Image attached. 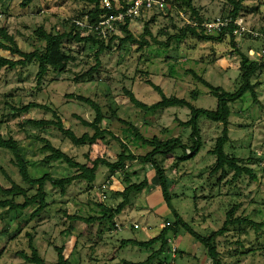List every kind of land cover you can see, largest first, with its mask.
I'll return each instance as SVG.
<instances>
[{"label":"rangeland","instance_id":"1","mask_svg":"<svg viewBox=\"0 0 264 264\" xmlns=\"http://www.w3.org/2000/svg\"><path fill=\"white\" fill-rule=\"evenodd\" d=\"M23 1L0 0V28L7 26L9 34L15 37L25 52L44 48V43L35 36L36 29L44 27L48 32H64L69 27H65L64 22L75 19L79 11L86 7V4L74 0H35L24 8ZM193 4L204 21L224 18L230 10L226 0H193ZM187 19L192 20L189 10L175 2L145 12L130 23L129 35L138 43L148 41L149 45L138 50L139 44L124 42L128 34L119 32V39L100 56L101 66L92 74L89 73L96 65L97 47L70 41L65 42L64 52L71 54L76 61L66 73L58 74L51 69L39 83L36 65L1 71L0 120L5 122L2 132L19 142L34 178L45 174L65 178L77 172L64 162H47L48 152L43 148L42 139H48L82 164L90 163L89 158L91 161L104 158L116 162L123 153L121 142L126 143L137 156H145L152 151L138 141L133 130L122 121L136 127L146 139L180 137L184 143L191 144V129L180 125L191 118L188 108L145 113L134 107L125 95V90H129L149 106L160 102L159 93L147 83L150 80L167 97L185 99L198 109L216 110V98L194 78L191 71L214 87L230 93L237 91L241 82V58L232 52L230 43H208L191 37L181 43L173 41L169 47L155 42L166 43L169 36L179 34ZM239 19L248 31L264 33V0H244ZM147 29L151 36L146 34ZM237 41L243 53L252 60L264 62L263 55L249 54L250 48L256 50L262 47L261 39L246 33L238 36ZM0 55L7 56L8 53L2 51ZM253 83L260 84L257 88L258 102L248 92L231 105L230 142L226 152L241 159L254 171L256 179L242 176L238 181L231 182L234 173L229 172L222 183L218 179L209 182L208 172L216 162L210 151L221 136L223 126L205 118L199 121L203 147L194 159L183 162L177 170L173 169L174 155L162 159L169 175L178 181L175 191L185 194L174 198L173 205L199 234L208 235L220 230L233 206L238 207L237 217L263 224L259 232L249 227L242 230L235 227L218 238V251L224 264H264V69L253 79ZM70 95L96 101L108 117L103 128L120 141L107 134L93 147L78 148L57 130H43L28 123V119L51 120L55 111L66 128H71L78 137L87 133L94 135L92 129L82 124V120L94 121V110ZM31 103L47 106L50 110L32 109L27 115L15 114L13 107L22 108ZM113 104L118 108L117 118H112L110 106ZM179 154L181 150L176 152V156ZM147 174V167L139 161L115 175L109 168L100 166L93 184L76 181L65 194L47 184L49 208L36 218L33 214L38 209L37 205L9 215L0 210V249L4 251L2 264H30L19 256V252L31 253L29 234L35 239L40 256L48 264L58 262L57 248H64L65 257L72 264L147 261L160 250L161 244L143 249L133 245L123 246V241H149L160 234L168 221L174 219L158 187L141 194L133 193L131 205L116 218V228L108 221L87 224L69 219L72 216L86 219L102 217L101 203L116 208L123 201L119 194L131 184L143 182ZM13 183L28 189L30 196L36 194L37 188L32 189L23 182L13 164V155L0 149V185L10 189ZM3 199L6 197L0 191V200ZM17 202L23 203L24 198H17ZM169 239L166 252L147 264H211L205 248L186 232L182 231L178 237L171 234ZM176 249L183 251L184 255L180 256Z\"/></svg>","mask_w":264,"mask_h":264},{"label":"trees","instance_id":"2","mask_svg":"<svg viewBox=\"0 0 264 264\" xmlns=\"http://www.w3.org/2000/svg\"><path fill=\"white\" fill-rule=\"evenodd\" d=\"M35 0H24L22 7H29ZM75 2H81L86 4V7L81 9L78 15L73 20H68L65 23L66 30L64 32H48L44 27H39L35 30V36L39 42L44 43L43 50H35L33 52L23 51L15 37L10 35L7 26L0 28V52L8 53L7 56L0 55V73L3 69H17L26 68L28 66L36 65L38 67V81L41 83L44 78L50 73L51 69L58 71V74L68 72L70 65L76 61L71 55L64 52V44L67 41L76 42L79 44H92L97 47L96 65L90 70L89 74L95 73L101 66L100 56L111 47L112 42L119 39L118 33L124 32L128 34L124 42H132L139 44V49L142 50L149 45L148 41L138 43L130 34V20L125 25L119 28L117 34H112L108 40H101L97 35L89 33L86 29H80L74 23L75 20H85L89 23H98L101 19L110 13L119 12L125 6L123 0H112L113 12L107 11L102 8L100 0H74ZM167 3L175 2L181 7H185L191 14L193 23L204 21L199 11L195 8L193 0H165ZM230 6L229 13L224 18H230L234 21L239 19L244 9V0H226ZM153 22V21H152ZM230 23L228 26L223 27L219 32L215 34H207L205 30L195 27L191 24H186L180 29V33L171 35L166 43H161L157 40L155 42L161 46L169 47L173 41L184 42L188 38H196L208 43H230L233 51L241 58L240 65V85L234 93L225 91L223 88L214 87L208 83L202 76L198 75L194 71H191L192 75L202 85L210 90V93L217 100L216 110H205L198 109L192 103L185 99H179L177 97H167L163 90L148 80L147 83L150 85L159 95L161 101L151 106L141 102L133 92L125 90V95L134 107L144 111L145 113L157 112L166 110L169 108H188L191 112V118L187 122H181L180 125L191 129L190 142L191 144L184 143L183 139L171 138L169 140H161L159 137L153 139L144 138L139 130L133 125L122 121L133 130L135 138L140 141L143 145L150 147L152 151L147 153L145 156L135 155L128 147L126 143L121 142L123 153L118 156L116 162H110L104 158H97L92 160L89 158L90 163L82 164L77 162L73 157L63 150L55 147L48 139H42L44 142V150L48 152L46 157L47 162H64L70 169H73L76 174L65 177L56 178L50 174H45L40 178H34L31 174L28 161L22 154L19 142L12 136H5L2 132V126L5 123L0 120V149L10 152L13 155V164L18 169L19 174L23 182L29 185L32 189H36V194L33 196L29 195L28 189L13 183L10 189H4L0 185V191L6 197V199L0 200V210L5 215H9L13 212L24 211L33 206H38V209L33 214V218H36L41 213L49 208V193L46 190L47 184H51L52 187L59 189L62 194H65L67 188L70 187L76 181H85L89 184H93L97 179V171L100 166H105L110 169L114 175L120 170L123 171L128 168L129 165L134 162H141L147 167V177L139 184H131L122 193L119 194L123 198L116 208H112L110 205H104L101 203L100 208L102 209L103 216L100 218H83L80 216L69 217L72 221H81L84 223H94L96 221H108L114 228L116 225V218L120 216L124 210L131 205V195L133 193L141 194L144 191L154 190L156 187L160 189V193L170 210L173 220L168 221L167 225L161 230L157 237L150 239L149 241H138L135 239H127L123 241V246H138L143 249H152L155 245L161 244L160 250L154 252L147 261L140 263H132L124 261L123 264H147L153 260L160 258L168 249L170 245V235L173 234L175 237L184 231L203 248L211 260V264H224L221 253L218 251V238L226 235L231 228H239L242 230L244 227H249L256 232H259L263 228V224L257 223L253 220L246 219L243 217H237L236 212L237 206H233L227 213L226 221L223 227L218 231H212L208 235H201L188 223L180 214V212L174 207L173 199L180 198L184 193L176 192V181L168 173L167 167L162 163V159L167 158L170 155L175 156V163L173 169L177 170L180 165L189 160L194 159L201 151L203 147L201 138V129L199 121L201 118H205L209 121L220 123L223 126L221 136L216 140L215 147L210 151L216 159L213 168L208 172L209 182L218 179L219 183H222L223 178L229 173L233 172V178L231 182L238 181L242 176H249L251 179H256L254 171L245 166L243 161L235 155H229L226 152V146L230 142V117L232 115L231 105L240 101L244 95L248 92L252 94V98L255 102H258L257 88L259 83H253V79L261 73L264 69V62L252 60L248 54L243 53L238 47L237 36L235 31L237 25ZM69 29V30H67ZM146 34L151 36V33L146 30ZM260 40V39H258ZM262 47L257 48V52H261L264 48L263 41ZM196 94L194 93V97ZM71 98L88 105L95 112V119L93 122L82 120V124L94 131V135L84 134L82 137H78L71 128H66L62 118L53 111L54 118L51 120H35L28 119V123L35 128L40 129H55L61 135L69 140L74 146L78 148L85 147L87 145L93 147L97 145L98 141L101 140L105 135L109 134L114 139L119 140L112 132L108 129L103 128L104 121L108 118L104 113L102 107L94 100L79 95H70ZM32 109H44L50 110L47 106L40 105L37 103H31L22 108H15L13 110L17 116L27 115ZM112 118H117L118 108L116 105L110 106ZM181 150V154L176 156V152ZM191 151V153H189ZM232 184V183H231ZM23 197L24 202L18 203L17 198ZM197 201V197H195ZM5 233L2 235L4 236ZM30 237L29 246L31 253L19 252V256L30 264H48L40 256L39 251L35 245V239L32 235ZM178 252L179 249H176ZM58 251V262L56 264H72L70 260L66 259L64 254V248H57ZM180 256L184 255L183 251H179ZM4 251L0 249V264H2Z\"/></svg>","mask_w":264,"mask_h":264},{"label":"built area","instance_id":"3","mask_svg":"<svg viewBox=\"0 0 264 264\" xmlns=\"http://www.w3.org/2000/svg\"><path fill=\"white\" fill-rule=\"evenodd\" d=\"M100 1L103 9L113 12L112 0ZM123 2L125 3V6L121 11L105 15L98 23L91 24L87 21V18L85 20H75L74 23L78 28L88 30L89 33L97 35L101 40H108L112 34H117L119 28L122 25H125L128 20L132 22L141 17L145 12L153 10L156 6L162 7L168 4L165 0H123ZM232 22L233 20L230 18H218L213 21H202L198 23H193V21L189 19L186 20V24H191L203 29L207 34H215ZM233 23L238 27L235 31L237 37H242L244 34L248 33L255 39H261L264 45V33L248 31L243 26V21L240 19H237ZM249 54L253 56H264V48L261 52H257L255 49L250 48ZM104 188H106V186ZM104 198H106V196H104ZM135 228H138V226L135 225ZM175 257L176 256L174 255V258Z\"/></svg>","mask_w":264,"mask_h":264},{"label":"crops","instance_id":"4","mask_svg":"<svg viewBox=\"0 0 264 264\" xmlns=\"http://www.w3.org/2000/svg\"><path fill=\"white\" fill-rule=\"evenodd\" d=\"M115 221H116V220H115ZM165 226H166V225H165ZM165 226H164V227H165ZM164 227H162L161 230H162ZM159 232H160V231H159ZM157 236H158V235H157ZM157 236H156V237H157Z\"/></svg>","mask_w":264,"mask_h":264}]
</instances>
